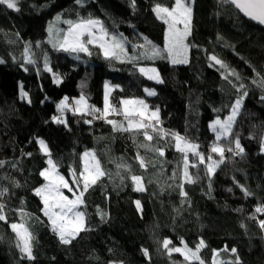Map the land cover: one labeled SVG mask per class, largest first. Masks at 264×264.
<instances>
[{"label": "trees", "instance_id": "trees-1", "mask_svg": "<svg viewBox=\"0 0 264 264\" xmlns=\"http://www.w3.org/2000/svg\"><path fill=\"white\" fill-rule=\"evenodd\" d=\"M186 1L192 9L186 64L106 59L98 46L88 45V55L46 43L47 25L60 14L73 22L100 20L109 36L125 38L129 50L150 54V47L133 45H144L147 38L158 49L164 46L166 23L153 8L159 4L170 9L175 0H135V7L132 0H19V11L0 5V190L7 189L0 196L6 216L0 221V264H182L187 262L184 255L169 249L184 245L196 251L201 241L200 260L189 264H237V257L238 264H264V228L259 224L264 212L256 211L264 207V29L224 0ZM44 54L51 73L41 69ZM210 55L241 79L225 80L222 73L227 72L214 65ZM151 63L162 83L137 71L138 64ZM106 83L113 87L109 98L116 110L97 119L105 108ZM233 83H243L247 95L237 92ZM20 85L26 96L19 92ZM152 88L155 95L148 96L145 90ZM82 95L86 113L58 109L62 98L73 104ZM239 96L243 102L232 132L219 143L234 149L238 139L244 152L225 151L224 162L209 176L207 156L220 159L219 153H211L209 121L228 115ZM132 98H144L150 109L159 110L160 123L150 121L157 132L147 130L152 140L143 129L122 130L128 121L121 100ZM89 106L100 112L89 114ZM108 120L122 127L114 128ZM174 134L198 145L205 156L200 164L199 157L188 153L194 183L184 177L185 156ZM91 149L105 175L82 197L86 230L65 244L51 229L35 189L45 181L40 173L49 158L70 183L72 177L80 179L82 152ZM133 176L141 178L144 191H135ZM182 184L186 196L181 195ZM13 223L31 234L34 259L17 247ZM165 239L171 242L168 249Z\"/></svg>", "mask_w": 264, "mask_h": 264}, {"label": "snow or ice", "instance_id": "snow-or-ice-1", "mask_svg": "<svg viewBox=\"0 0 264 264\" xmlns=\"http://www.w3.org/2000/svg\"><path fill=\"white\" fill-rule=\"evenodd\" d=\"M77 3H82V0H76ZM225 3H230L234 5L237 9H239L242 13H244L245 16L249 17L250 19L257 21L259 24L264 25V0H224ZM19 0H0V5H5L8 9H12L14 11H19L18 8ZM132 6L135 7V0H132ZM191 7L186 2V0H175V5L171 9L168 7H161L159 4H157L153 8V12L156 13L157 17L160 19H164L165 23L169 24L170 29V39L169 35L166 33V45L165 49L168 52L169 57H172L171 62L173 64L177 63H188L186 53L188 46L185 44L186 37L190 34V21H191ZM174 18L172 20H169L167 18ZM59 19V17H57ZM69 25V28L66 32L63 33V39L57 40L56 43L53 44L54 47H57L59 50H63L66 52H72V53H86L88 55H91V51L88 47V45H97L102 51L103 55L106 59H112L116 58L119 59L121 57H127L126 49L124 47L125 38L121 35L120 37L117 36H109V33L107 29L104 28L103 23L100 20L96 19H88V20H81L79 22H73V21H65ZM178 24H183V30H180L177 28ZM49 32L52 33V28H49ZM110 39V43H109ZM49 42H52L51 40ZM150 47V56L148 58H155L157 56L161 55V50L156 48L154 45H151V42L145 38V44L144 45H133V47ZM29 48H25V53H29ZM141 56H148V53H141ZM139 57H127L129 61H132L134 59H138ZM210 59L215 61L217 65H219L222 69H225L227 74H223V78L225 80L229 79V76L235 77L237 81H239L241 78L238 73H236L234 70L228 71V66L222 62L221 60L217 59L216 56H210ZM26 60L28 63H32L30 57L26 55ZM46 68H47V60L45 58ZM139 72L142 75L148 76L149 79H157L158 83H162L163 81L158 79L157 76H149L148 74L155 73L156 70L154 68H144L140 67ZM259 75V74H258ZM55 82L57 84L60 83L59 78L55 79ZM232 83V81H229ZM255 82V81H254ZM260 85L264 87V78H261ZM234 88H236L237 92H244V96L247 95V92L244 91V84H235L232 85ZM105 88H108L107 83L105 84ZM147 92V95L152 96L155 95V92L152 90H145ZM22 95L26 96V93H22ZM105 108L103 112H100L99 109H95L92 107H88L89 114L100 112V115L96 116L95 118H107V113L110 111H115L116 109L113 108L109 104V93L105 92ZM262 100H264V97H261ZM243 102V96H239L235 102L233 103L231 107L230 114L223 120L217 118L215 119L209 127L212 129V131L216 134V141L219 142L222 138L227 139L229 135L232 132L233 124L236 121V117L239 114V111L241 109ZM86 104V99L82 95L78 101H76L77 107L73 109L75 112L83 111L79 107V105ZM121 104L123 105H129V104H135L140 107V109H148V105L143 100H136V101H129V100H122ZM58 109L63 113L64 109L69 108L70 105L65 100H62L60 104L57 106ZM158 112L159 110L152 111L150 114V118L146 116L145 111H139L138 113L135 111H128L125 109L124 116L125 119L128 121V128H123L124 131H129L135 128L136 130H144V135L147 140H152L153 136L149 134L147 131L149 128L152 129L153 132H157V128L155 125H158L160 123L158 118ZM139 115L141 119L136 122L134 120L135 116ZM54 119H56L54 117ZM145 119H148L149 122L145 123ZM151 119L155 120V125L152 124L150 121ZM59 123H63L62 120H57ZM86 123H91V121H86ZM108 123L113 124L114 128H120L122 126L117 125L115 121L108 120ZM176 135V134H174ZM176 141H177V149L184 153L185 160H184V177L188 183H194L195 181L190 177L188 173V167H189V161H188V153L190 152L192 156L199 157V163L204 164L205 163V156L198 151V145L192 144L188 141H185L183 137H180L179 135H176ZM181 142H183V147H181ZM39 144L41 146V149L47 154V146L45 145L43 140L39 141ZM262 151H264V144L261 146ZM228 151L231 152L234 155H242L244 152V149L240 145L239 140L237 139L235 141V148H228L224 149L222 147H219L218 144H214L211 147V153H219L220 159L214 160L212 155L209 154L207 156V173L209 176L214 174L216 169L220 166L221 163L224 162V152ZM163 151H160V155L163 156ZM84 156H93L92 153L86 152L84 153ZM139 158V157H138ZM94 160V156H93ZM141 166H144L143 160L140 161ZM3 162L0 161V165H2ZM48 165L55 170V164L51 159L48 160ZM192 167H196V164H192ZM47 169L41 171L40 175L44 177L46 180L48 179L47 176ZM87 173V174H86ZM74 175V174H73ZM105 175V173L99 168V163L95 162L91 168L88 167V165L85 166L84 172H81L80 174V180L83 181V191H80L79 189V180H76L74 178L73 183L77 185L76 192L79 194H76L74 192L73 188L68 184V182L64 179V177L59 176V174H56L57 182L55 183H49L45 184L43 188H37L35 190L37 195H41L44 208L42 211H44V214L49 217V220L51 221L53 225V231L57 232L59 235V238L62 243L68 244L71 242V239L75 237L76 234H78L80 231L86 230L83 227V220H84V213L77 211L78 207L83 203L82 197L84 193L88 190V188L91 185L96 184L98 178L100 176ZM132 180L137 184V187L135 188V191H144V188L141 184V178L139 176H133ZM62 188L67 189L69 192H73L75 198L69 199L67 196L63 195V192L61 191ZM181 195L186 196V193L183 191V184L181 185ZM245 191L246 195H250V193L247 192L246 189H242ZM7 192V189L0 190V196H3L4 193ZM46 192L47 195H42V193ZM55 194V195H54ZM51 198V199H50ZM136 206L139 209L140 208V202L136 201ZM4 205L0 204V221H6V216L3 214ZM257 212H264V207H258L256 209ZM74 216L76 223L73 225L71 229H68L65 227L64 221L68 219L69 217ZM260 227L264 228V220L259 221ZM10 227L14 232H16L18 242L17 247L20 248L21 253L26 256L27 259L32 260L34 259V256L32 255V244H31V234L28 232L26 228L23 227V225H17V224H11ZM171 242L167 239L164 240L163 246L165 249L169 248V244ZM203 241L200 242V244L197 246V249L195 252H190V256L192 259L199 260V256L197 253L199 252V249L203 247ZM226 250V249H225ZM145 256L148 255V250L144 249ZM171 251L180 252V248L175 249H169V253ZM233 253L236 252V249H231ZM216 255V253H214ZM185 259H189V256H185ZM239 258L237 257V264H238ZM200 264H203V261H200Z\"/></svg>", "mask_w": 264, "mask_h": 264}, {"label": "rangeland", "instance_id": "rangeland-1", "mask_svg": "<svg viewBox=\"0 0 264 264\" xmlns=\"http://www.w3.org/2000/svg\"><path fill=\"white\" fill-rule=\"evenodd\" d=\"M187 2V1H186ZM188 3V2H187ZM189 4V3H188ZM175 5V4H174ZM174 5H173V7H174ZM190 5V4H189ZM191 7V6H190ZM172 8V7H171ZM170 8V9H171ZM192 10V9H191ZM191 15H192V11H191ZM57 17H59V19H57ZM167 19H169V20H172V19H174V18H171V17H169V18H167ZM97 20V19H96ZM65 21H69L66 17H63L62 15H60V14H55L54 16H53V18H52V20L48 23V29H47V35H46V43L49 45V47H52V48H55L54 46H53V44L54 43H56V41L57 40H61L62 41V39H63V33L64 32H66L67 30H68V28H69V25L67 24V23H65ZM163 21H164V19H163ZM52 28V33H50L49 32V28ZM183 24H178L177 25V28H179L180 30H183ZM165 35H164V46L160 49L161 50V55L160 56H157V57H155V58H148L149 56H150V54H148V56H141V54L139 55V54H137V53H134V51L133 50H129L128 48H127V44H125V42H124V47H125V49H126V53H127V57H139L138 59H134V61H138V60H140V58H143V59H152V60H165L166 62H168V63H170V64H173L172 62H171V59H172V57H169V55H168V52L166 51V49H165V45H166V33L169 35V39H170V29H169V24L168 23H166V28H165ZM119 37V36H118ZM52 41V42H49V41ZM111 41H110V39H109V43H110ZM185 44H186V42H185ZM187 45V44H186ZM93 46H97V45H93ZM56 48H58V45H57V47ZM189 49L187 48V53H186V57H187V60H188V58H189ZM101 52H102V54H103V51L101 50ZM80 53H82V52H80ZM143 53V52H142ZM127 57H121L120 59H122V60H124V61H129L128 59H127ZM26 58V57H25ZM45 58H46V60H47V68H46V63H45ZM42 59V68L41 69H44V70H47V71H49L50 73L52 72V69H50V65H49V58H48V56H47V54H44L43 55V57L41 58ZM177 64H183V63H177ZM140 67H144V68H154L155 70H156V72L155 73H149L148 75L149 76H157L158 75V79L159 80H161V76L159 75V71H158V68H157V66L155 65V64H141V65H137V71L139 72V68ZM140 73V72H139ZM146 76V75H145ZM146 77H148V76H146ZM55 79V78H54ZM151 81H153V82H155V83H158L157 82V79H150ZM108 85V88L106 89L105 88V85H104V88H105V92L107 91L108 93H109V97H110V93H111V91H112V89H113V87H111V85H109V84H107ZM148 90H152V91H154L155 92V90H154V88H152V89H148ZM19 92L21 93V95H22V93H26V91H23V89H22V86L20 85V87H19ZM105 92H104V97H105ZM145 93L147 94V92L145 91ZM22 96H24V95H22ZM149 96V95H148ZM66 99V102L70 105V107H69V109H75L76 107H77V105H76V101H78L79 100V98H77V99H74V102H73V104H71L70 103V101L68 100V97L66 98V97H64V98H62L61 99V101L62 100H65ZM104 99V98H103ZM122 100H129V101H136V100H143L145 103H146V101H145V99L144 98H132V99H122ZM121 100V101H122ZM60 101V102H61ZM60 102L57 104V106L60 104ZM109 104H111L110 103V98H109ZM147 104V103H146ZM79 107L81 108V109H83V111H81V112H84V113H86L87 112V108H86V104H82V105H79ZM120 110L124 113V111H125V109H127L128 111H135V112H139V111H145L146 112V116L147 117H149L150 118V114H151V112L152 111H155V110H157L156 108H153V109H150L149 107H148V109H146V110H144V109H140V107L138 106V105H135V104H129V105H123V104H121V106H120ZM66 109H68V108H66ZM63 112H65V111H63ZM230 112H231V109H230V111L228 112V115L230 114ZM228 115H226V116H224V117H220V116H218V117H215L214 119H212L211 121H209V124H208V126L215 120V119H217V118H219V119H221V120H223V119H225ZM135 118H137V119H141V117L139 116V115H136L135 116ZM158 118H159V112H158ZM151 120H153L154 121V119H151ZM210 130H211V132H212V134H213V136H214V144H218V146L219 147H221V145H220V143L219 142H217L216 141V134L212 131V129L210 128ZM41 139H38V143H39V141H40ZM213 144V145H214ZM262 144H264V138H263V142H262ZM46 145V144H45ZM44 152V151H43ZM86 152H89V153H92L93 154V156H94V160H93V156H84V153H86ZM261 152H264V151H262V149H261ZM45 153V152H44ZM47 154H48V149H47ZM49 159H51V158H49ZM48 159V160H49ZM48 160H47V163H48ZM81 161H82V163H83V167H82V171L81 172H84V170H85V166L86 165H88V167L89 168H91L92 166H93V164L95 163V162H98V160H97V157H96V154H95V152L91 149V150H85V151H83L82 152V156H81ZM99 163V162H98ZM48 165V164H47ZM99 168L101 169V166H100V163H99ZM48 171H47V176H48V179L46 180L45 178H44V183H42L41 185H39V187L38 188H43V186L45 185V184H49V183H55V182H57V178H56V174L58 173V171H57V169H56V167H55V170H53L49 165H48V167L46 168ZM45 170V169H44ZM102 170V169H101ZM59 174V173H58ZM87 174V173H86ZM59 176H62V177H64L63 175H61V174H59ZM74 178L75 177H72V182L70 183L65 177H64V179L68 182V184L73 188V190H74V192H76V188H77V185L76 184H74L73 183V180H74ZM76 180H79L80 181V184L81 185H83V181L82 180H80V179H77V178H75ZM79 184V189H80V191H83V186H82V188H81V185ZM37 189V188H36ZM35 189V190H36ZM61 191L63 192V195L64 196H67L70 200L71 199H74L75 198V196H74V194H73V192H69L67 189H65V188H62L61 189ZM36 193V192H35ZM76 194H79L78 192H76ZM42 195H47V193L46 192H44V193H42ZM55 195V194H54ZM39 197H41V195H38ZM51 199V198H50ZM41 200H42V198H41ZM42 203H43V201H42ZM83 204V203H82ZM82 204L78 207V209H77V211H80V212H83L82 211ZM42 208H44V204H43V207ZM44 212V211H43ZM46 216V215H45ZM48 219H49V217L48 216H46ZM50 221V220H49ZM76 223V220H75V217L74 216H71V217H69L68 219H66L65 221H64V224H65V227L66 228H68V229H71L72 227H73V225ZM84 223H85V217H84V220H83V227H84ZM13 224H15V223H13ZM17 225H22V224H17ZM50 225H51V229H53V225H52V223H51V221H50ZM24 227V226H23ZM25 228V227H24ZM177 248H180L181 249V251L180 252H178V253H180V254H182V255H184V257L185 256H189V259H187V262L185 263H182V264H189L190 262H192V260H196V259H192L191 258V256H190V252H195V251H189L184 245H182L181 247H177ZM202 248V247H201ZM201 248L199 249V251L201 250ZM197 255L199 256V254L197 253ZM199 260H200V258H199ZM110 264H114L113 262H111ZM118 264H122V263H118ZM214 264H216V262H214Z\"/></svg>", "mask_w": 264, "mask_h": 264}, {"label": "water", "instance_id": "water-1", "mask_svg": "<svg viewBox=\"0 0 264 264\" xmlns=\"http://www.w3.org/2000/svg\"><path fill=\"white\" fill-rule=\"evenodd\" d=\"M228 4L231 5L232 7H235L234 5H232V4H230V3H228ZM235 8H236V7H235ZM236 10L241 14V16H242L243 18H246L248 21H250V22L253 23L254 25H258V26H260L261 28L264 29V25H261V24H259L257 21H254V20L250 19L249 17L245 16L244 13H242L239 9L236 8ZM210 56H213V55H210ZM211 61L214 63V65H217V64L215 63V61H213V60H211Z\"/></svg>", "mask_w": 264, "mask_h": 264}]
</instances>
